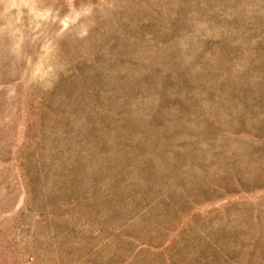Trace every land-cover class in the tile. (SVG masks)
<instances>
[{"label":"rangeland","instance_id":"obj_1","mask_svg":"<svg viewBox=\"0 0 264 264\" xmlns=\"http://www.w3.org/2000/svg\"><path fill=\"white\" fill-rule=\"evenodd\" d=\"M0 264H264V0H0Z\"/></svg>","mask_w":264,"mask_h":264}]
</instances>
